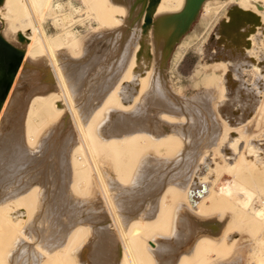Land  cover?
<instances>
[{"label": "rangeland", "instance_id": "1", "mask_svg": "<svg viewBox=\"0 0 264 264\" xmlns=\"http://www.w3.org/2000/svg\"><path fill=\"white\" fill-rule=\"evenodd\" d=\"M58 1L64 7L62 11L56 10V15L64 24L70 9L68 0ZM219 2L213 3L211 12L206 13L196 0H121L111 19L97 23L93 10L77 0L76 6H81L82 11L73 14V28L80 32V41L63 49L53 47V51L49 46L44 53H36L19 29L9 30V21L12 25L16 22L13 15L8 17L5 2L0 0V109L8 88L18 76L0 115V129L6 127L0 132V139L3 137L6 143L3 145L0 140L3 145V149L0 145V204L21 211L37 206L32 220L22 228H7L0 223V264H100L92 256L97 244L108 250L111 258L106 257L102 264H117L122 249L118 228L128 237L134 227H140L135 233L142 235L143 241L157 244V249L147 256L146 264H178L180 251L190 248L187 255L194 258L193 246L199 239L212 244L204 250L205 262L231 264L230 260L238 259L237 264H257L256 258L264 253V245L257 241L258 225L248 223V217L242 216L233 202L201 204L208 194L207 187L217 190L232 179L233 172L243 170V167L236 170L226 167L240 153L254 162L247 168L245 184L264 197V103L261 102L264 22L255 23L258 17L243 10L238 19L234 16L238 8L225 14V4L230 0ZM56 15H47L44 21L53 37L62 29V25L54 24ZM169 15H184L186 20L163 24ZM161 23L167 27L162 28ZM120 24L121 36L105 35ZM185 31L188 34L184 35ZM49 51L53 52L59 78L47 63ZM209 64H215V79ZM153 85L157 87L153 89ZM132 87H136L135 92H131ZM60 89L72 107L69 120H63L65 111L62 112L42 125L35 140L39 146L35 142L23 146L32 147L33 151L35 146L40 147L45 133L53 132L52 137L45 136L49 141L52 138L45 148H35L39 155L34 150L30 152L32 158L7 156L12 140L26 141L24 124L31 98L50 94L59 106ZM110 92H115L116 101L106 100ZM134 93L139 94L132 105L133 110L137 106L132 119L148 118L150 124L144 129L152 137L157 135L154 129L160 127L171 129L176 137L170 144L148 151L145 159L121 174L108 167L112 161L105 158L108 152L105 154L104 150L97 155L109 190L112 214L107 199L109 210L99 193L95 191L94 195V190L91 193L75 184L71 156L80 130L74 120L79 121L82 129L102 138L111 134L112 129L115 135H121L120 126L108 129L109 133L99 130L108 123L109 114L120 108V103L134 100ZM35 119L36 123L40 122L38 116ZM153 143L149 142L156 146ZM100 159L106 165H101ZM146 160L155 162L148 166L143 162ZM31 177L36 178L31 182L34 185L26 187L30 188V197L23 200L20 186ZM159 190L165 194L166 206L162 211L156 199L158 194L150 195ZM72 225L77 229L72 231ZM56 238L58 241L63 238L61 243L65 245L51 254L49 248L54 245L52 242L57 243ZM19 239L23 246L16 245ZM47 240L52 241L51 246ZM223 240L229 246L222 245ZM213 242L219 244L214 246Z\"/></svg>", "mask_w": 264, "mask_h": 264}, {"label": "bare ground", "instance_id": "2", "mask_svg": "<svg viewBox=\"0 0 264 264\" xmlns=\"http://www.w3.org/2000/svg\"><path fill=\"white\" fill-rule=\"evenodd\" d=\"M76 1L77 0H74V2H73V0L67 1L70 9L68 11L69 12L68 16H66L64 18V20H67V21L64 22V24H63L62 19L57 18L58 16L56 15V13L58 11H62L63 7H64L63 3L59 2L58 0L55 3L53 2V0H4V2H5L4 7H5L6 11L8 12V14H7L8 17H11L13 15L14 21L16 22L15 25H12L13 22L9 21V27H10L9 30L13 31V29H17V30L19 29L20 35L23 38H25L27 41H29L30 44H32L34 46L35 50H37V51L34 50L36 53H44L46 47L48 49L51 48L52 49L51 51H53V47H59L60 49H63V48H66V46H69L70 44H76L78 41H80V38L78 37V34L80 32L77 29L73 28V26L75 25V23L73 21V18H74L73 14L76 12L82 11L81 6H76V3H75ZM119 1H121V0H80V2L85 4L87 6V8L90 7V9L93 10L94 19L96 20L97 23L100 22L101 20L106 21L107 19H111L113 17L114 9H116L118 6H120ZM164 1H171V0H164ZM197 1L199 2L198 3L199 7L203 8L206 13L211 12V9H212L211 6L213 3H220L219 2L220 0H196V2ZM236 8H238V11H237L236 15H234V16H236L238 19H239V17L240 18L242 17L241 13H243V12H240V10L241 11L243 10L244 12L245 11L248 12L247 15L252 13L258 17V18H256L254 16L257 20V21H255V23L258 22L259 20L261 22H264V0H230L229 3L225 4V14L229 10L236 9ZM56 10H58V11H56ZM0 11H1V7H0ZM9 13H11V15ZM47 15H50V16L56 15L55 19H54L55 21L53 20L54 24L57 27L59 25H62V29L56 37L51 36L47 32L46 27L44 26V21H45V18L47 17ZM251 15H249V16H251ZM168 17L169 18H164L165 23L163 22V24H167V23L176 24L178 22L182 23L184 20H186V16H184V15H181V16L179 15L176 17L175 16L170 17V15H169ZM231 18H232V14H231ZM251 18L253 19V17H251ZM160 19H159V21H160ZM232 19H234V17ZM229 20L233 21L231 19H229ZM127 21L129 22V20H127ZM161 21H162V19H161ZM160 22L157 24H160ZM234 22H236V21H234ZM163 24H162V26H163L162 28H164V26H165ZM120 27H122V25L119 27L115 26L114 28H111L109 31H107L105 33V35L106 36L111 35L112 37H115V38L121 36V34H120L121 28ZM159 27H161V26L159 25ZM165 27H167V26H165ZM186 34H188V32L185 31L184 35H186ZM182 37H180V38H182ZM49 46H50V48H49ZM51 51L47 52L48 56H49V57L47 56L48 57L47 63L50 65L53 74L56 75V78H59L57 66H56L55 62L53 61L52 55H51V53H53V52H51ZM209 66L211 67L212 70H213V68L215 69V64H209ZM216 74H217L216 71L213 70V75H214L213 79L216 78ZM17 77L18 76H16V78ZM16 78L12 81L10 87L8 88V91L5 95V98L3 100V103H2V106L0 109V115L3 112V110L6 106V103L10 99V96L13 92V88H14ZM94 80H95V78H94ZM154 85H153V87H154ZM156 87H154L153 89H155ZM135 91H136V87H132L131 92H135ZM16 94H15L16 96L19 95L18 93H16ZM21 94H23V92ZM24 94H25V92H24ZM137 94H139V93L133 94L134 100L131 103L124 104V103L119 102L120 108L116 109L113 113L109 114V119L107 120L108 123H105L101 127V129L99 130L100 132H103V133H106V132L109 133L108 129H110L112 127L120 126L121 127L120 131H122V133H123L121 135H115L113 133V129H112L111 134H109L105 138L104 137L102 138V136L100 137V136H98V134H95V135L91 134L85 128L82 129L81 126L78 124L79 121L77 122L74 120V123H76L78 125V128L80 130L79 133L77 134L78 138H79L78 144H76V146H74V148H73L74 151L72 150L73 153L71 156V163L73 164L74 169H75V173H74L75 184L79 185L82 188L84 187L83 188L84 190L89 189L90 192H91V189L94 190V193H95V194L93 193L94 195H96V192L99 193L97 195L102 197L103 201L105 200L104 201L105 203H106V199H107V202H109L108 208L109 209L111 208V210H109L106 207L107 203L106 204L104 202L103 203L105 204V207L109 211L112 212V214H114V210L112 208L109 190H108L106 183H105V180L103 179V176L101 174L102 168H101L100 164L97 163V155H100L104 150H105L104 151L105 154H107V152H108V154L105 158H110L112 160L110 162V166H108V167L112 168L117 174H121L123 171L132 168L135 164L138 163L139 160L145 159L144 157L148 156V154H149L148 151H150L151 149H157L158 147L165 145V144L168 145L171 143L172 140L175 139L174 137H176L175 132H173L171 129H169V128L167 129L165 127L164 128L160 127V128L154 129V131L157 133V135L152 137L148 133V131H146V129H144L145 127H148V125L150 124L149 121L147 120L148 118L146 119V117H144V119L140 120V121L135 120L134 117L132 119L131 115L132 114L134 115L136 113V109H137V106L134 110H133L134 106L132 108V105L137 100V98H136ZM59 95L62 96V103L61 104L59 103V106L63 107L65 110L61 109L58 105H56L57 101L54 100L53 95H50V94L41 95L40 94V95H37V96H34L33 98H31L30 104H29V109L27 112V117H25L26 118V124H24V125H26V128L25 129L23 128L26 131V134L24 133L26 135V137H24V139H26V141L23 142L21 139L20 140L18 139V141L15 142V139H14L10 142V140H11L10 139L8 142H10L9 145L11 148H8L9 149L8 152H6L7 149L5 151L3 150L2 152H4V153H2V155L5 154V152H6L7 156L9 154H10V156L15 155L16 158H23V157H27V156L31 157L32 155L30 152L33 153V151L35 150V154H38L40 151L36 153V149L39 150V148L40 149L43 147L45 148L46 142L52 141V138L50 139V141L46 140V138H45L46 135H47V137H49V135L51 136V134L53 132L50 134V132H51L50 131L49 134L47 132V133H45L46 135L42 136L43 139L41 140V142H39V144H40L39 148L38 147L36 148V146H35L36 149L34 148L32 151V147H30L31 148V151H30V148L27 149V148L23 147L26 144H28V145L30 144L32 146V143L35 142V140L37 139V137L39 136V134L42 130V125L44 123H46L47 121L53 120L54 118H57L64 111H65L64 112L65 118L63 120H67L69 114L72 115V107H71V104H70V101H69L67 95L64 94V92H62L61 89L59 90L58 97H59ZM20 97H21V95H20ZM115 99H116L115 98V92H110V94L108 93L106 96L107 101H111V100L116 101ZM58 101H60V100H58ZM261 102L264 103V98H263V101H261ZM22 104H23V102H22ZM27 106H28V104H27ZM131 108H132V110L130 111ZM26 110H27V108H26ZM9 113H10V110H9ZM10 115H11V113H10ZM37 116L39 117V120H40L39 123H36L35 118H37ZM3 119L5 120L4 117H3ZM9 120H11V117ZM7 121H8V119H7ZM61 122L65 123V121H61ZM4 129H3V131H5ZM54 129L55 128H53V130ZM57 129H58V127H57ZM3 131H2V129H0V132H3ZM59 131H61V130H59ZM16 134H18V133H16ZM24 134H23V136H24ZM0 136H1V133H0ZM67 137H69V136H67ZM2 140H3L2 144L4 145L5 139H3V137H2ZM56 140H57V138H56ZM71 140L72 139L69 140V143L71 142ZM117 141H122V142H117ZM149 142L156 143V146L152 147L149 144ZM65 143H67V142H65ZM3 145H1L2 146V148L0 147L1 149H3ZM9 145L7 147H9ZM65 145H67V144H65ZM68 146H70V145H68ZM41 151H43V150H41ZM6 154H5V156H6ZM7 156L5 157V159L7 158ZM3 157H4V155H3ZM143 162L147 163V165L150 166V165H153L155 160H146ZM100 163H101V165H106L104 163V161L101 159H100ZM253 164H254L253 160H248L241 153L239 154L238 157L234 158L233 161L227 162L226 167H228L230 170H233V169L236 170L238 167H243V170L239 171V173L236 171L233 172L232 179L226 180L223 183V186L219 187L217 190L213 189L212 186L207 187L208 188L207 189L208 194L203 197L201 204L205 203L206 201H210V202H217L218 201V202H227V203L233 202L231 204H234L239 208L240 214H242V216H244V217H248L246 219L248 223L251 222L253 224L258 225V227L260 228V233H259V237L257 238V241L260 243V245H264V197H262L260 195L261 194L260 191H258V193H257L252 187L247 186L244 182L245 177L248 173L247 168ZM35 178L31 177L30 179H28L29 181H27V184L26 183L21 184V186H20L21 190L19 192V195H21L20 196L21 199H23V200L29 199L30 194H29L28 190L30 188L26 189V187L28 184L34 185L31 182H33V180ZM67 187H68V185H67ZM155 194H158L156 199L159 200V205L161 207L160 211H162V209L165 208V206H166L164 201H163V199H164L163 195H165V194L162 193V191L160 192V190H159V191L151 193L150 195L152 196ZM98 196H96L94 198H97ZM98 199L99 198H97V201H98ZM45 206H42V208ZM36 207L37 206H34V208H32V209L30 207H28L27 210L21 211V209L16 210V207H14V206L7 207L6 203L0 204V223L2 224V226L7 227V228H11V227H18V229L22 228V227H24V225L26 223H28L32 220L31 218L34 217V212H36L35 211ZM48 207H49V205H48ZM102 207H104L103 204H102ZM42 208H41V210H42ZM47 209H49V208H47ZM107 209H106V212H108V214L106 213L107 216L111 215V214H109V211ZM43 211L45 212V209ZM44 212L42 214H44ZM48 212H49V210H48ZM50 212H51V210H50ZM169 213H172V211H169ZM41 216L43 217L44 215H41ZM111 216L110 217L108 216V218H111ZM112 219L113 218H111V220ZM40 222H42V219ZM32 223H33V221H32ZM108 223L109 224L111 223V221L109 222V219H108ZM112 223L110 225H112ZM32 225H34V223ZM52 226H53V224H52ZM75 226L78 227V224ZM75 226L74 227H73V225L71 226V227H73L72 231H74V229L76 228ZM55 228H57V226ZM139 228L140 227L132 228L130 230V235L128 237L126 236L127 234L121 230V228H118L119 237L121 239L120 244H122V249L120 248L121 252H119L120 256H119V260H118L117 264H146L147 256L149 257L150 251H152V249H154V250L157 249L156 243H154L151 240H147V239L145 241H143L142 235H139V233H135V231ZM59 230L62 233L61 228ZM58 232H57V234H58ZM54 234L57 235L56 233H54ZM22 235L24 236L25 234L22 232ZM51 236L53 237V235H50V237ZM65 236H66V234L64 235V237ZM56 237L61 238V236L60 237L56 236ZM175 237H176V235H175ZM177 237H178V235H177ZM47 239H49V238H47ZM62 239H60V241H58V239H57V243H54L51 241L54 244L52 246V248H49V249H52L51 254H53L54 251L61 249L65 245V244L61 243V242H63ZM54 240L55 239H53V241ZM48 242H49L48 243V245H49L51 242L50 241H48ZM109 242H110V238H109ZM218 244L219 243L215 244L213 242L214 246H216ZM225 244H226L225 240H223L222 245H225ZM254 244H256V243H254ZM16 245L19 247L23 246V241L21 239H19L18 242L16 243ZM210 245H212L211 241L207 242V239H204V240L199 239L198 241H196L195 245L193 246L194 247L193 251L195 252V256H194L195 259L192 256L187 255V253L191 249L190 248V249L185 250V251H180V255L178 257V259H179L178 264H210V263H212V262H205L203 260L204 250L207 246H210ZM226 245L229 246L228 244H226ZM50 246H51V244H50ZM256 246L258 247V245H256ZM94 248H95V250H93L94 254H92V256L95 258L97 263L102 264L106 257L108 259H111L109 254H108V250H106L105 248H102L101 244L94 245L93 249ZM258 249H260V248H258ZM260 252L261 251H259V253ZM261 253L259 254L260 256H258L256 258L257 264H264V260H263L264 253H262V254ZM51 254L49 253L47 255H51ZM89 254H90V252H89ZM231 254H234V253H231ZM230 255H228V256H230ZM233 257H234V255H233ZM190 258H191V260H190ZM237 258H239V257H237ZM227 259H229V258L227 257ZM227 259H225V262ZM218 261H219V259H218ZM221 261L222 260H220V262ZM223 261H224V259H223ZM230 262L237 264L238 259L237 260L232 259L229 261V263ZM227 263L228 262H226V264Z\"/></svg>", "mask_w": 264, "mask_h": 264}]
</instances>
